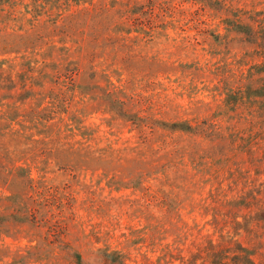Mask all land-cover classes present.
Segmentation results:
<instances>
[{
    "label": "rangeland",
    "instance_id": "374dc122",
    "mask_svg": "<svg viewBox=\"0 0 264 264\" xmlns=\"http://www.w3.org/2000/svg\"><path fill=\"white\" fill-rule=\"evenodd\" d=\"M40 2L0 32L35 41L0 49V264H263L264 136L226 99L264 0Z\"/></svg>",
    "mask_w": 264,
    "mask_h": 264
},
{
    "label": "trees",
    "instance_id": "16d2710c",
    "mask_svg": "<svg viewBox=\"0 0 264 264\" xmlns=\"http://www.w3.org/2000/svg\"><path fill=\"white\" fill-rule=\"evenodd\" d=\"M24 0H0V32L9 28L11 23L15 24L19 21H24L27 13H32L33 18L29 19L30 24H34V20L42 13H47L54 19L56 24L62 20L63 14L59 13L54 16V11L49 9L47 5L41 4L40 0H34L33 4H28L26 8L32 7L30 10H26L22 15L19 13V7L23 4ZM49 13V14H48ZM129 18V17H128ZM32 21V22H31ZM123 23V22H117ZM228 24L237 28L238 31L245 33L248 36V40L257 46L256 56L264 58V44L258 42V39H264V24H261L257 29L254 24H244L242 15L236 14L235 21H229ZM22 29V28H19ZM151 29V28H150ZM35 43L29 36L18 35L13 38L0 39V49L6 52L13 50L15 47L30 48ZM70 79H74V74H70ZM248 84H242L235 88H231L228 91L226 106L230 109L238 110L241 107L246 108L249 114L252 116L249 120V124L252 128L256 129L257 134L264 136V61L262 64H255L251 75H249ZM260 139H263L260 137ZM264 199L262 194L256 196H248L243 202L248 208L254 205L255 201H261ZM264 211V209H263ZM225 245H214L205 248V254H202L203 260L201 262H194L193 264H259L251 256L249 250L246 247L239 248L238 252L231 254L227 250ZM262 264V263H260ZM264 264V263H263Z\"/></svg>",
    "mask_w": 264,
    "mask_h": 264
}]
</instances>
